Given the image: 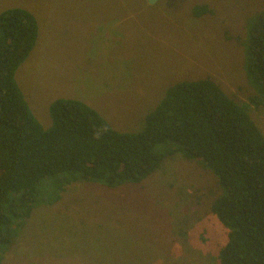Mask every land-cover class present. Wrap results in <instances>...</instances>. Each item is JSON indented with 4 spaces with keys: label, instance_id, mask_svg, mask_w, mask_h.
I'll use <instances>...</instances> for the list:
<instances>
[{
    "label": "rangeland",
    "instance_id": "rangeland-1",
    "mask_svg": "<svg viewBox=\"0 0 264 264\" xmlns=\"http://www.w3.org/2000/svg\"><path fill=\"white\" fill-rule=\"evenodd\" d=\"M195 6L209 12L194 15ZM11 8L37 21L14 77L43 128L50 103L72 98L115 130L136 132L167 87L210 78L248 105L264 135V101L243 46L264 0H0V12ZM53 178L37 184L0 264H219L228 230L211 205L222 189L201 162L177 151L141 183L73 181L58 198Z\"/></svg>",
    "mask_w": 264,
    "mask_h": 264
},
{
    "label": "trees",
    "instance_id": "trees-1",
    "mask_svg": "<svg viewBox=\"0 0 264 264\" xmlns=\"http://www.w3.org/2000/svg\"><path fill=\"white\" fill-rule=\"evenodd\" d=\"M209 12L195 6L194 15ZM37 21L24 8L0 12V250L37 201V184L54 177L58 198L73 181L107 187L141 183L174 152L201 162L222 189L212 212L228 230L219 264H264V135L248 105L210 78L166 88L136 132L115 130L95 109L72 98L49 105L43 128L15 80L37 38ZM248 77L264 101V10L243 42Z\"/></svg>",
    "mask_w": 264,
    "mask_h": 264
},
{
    "label": "water",
    "instance_id": "water-1",
    "mask_svg": "<svg viewBox=\"0 0 264 264\" xmlns=\"http://www.w3.org/2000/svg\"><path fill=\"white\" fill-rule=\"evenodd\" d=\"M148 1V3H152L153 2V0H147Z\"/></svg>",
    "mask_w": 264,
    "mask_h": 264
}]
</instances>
